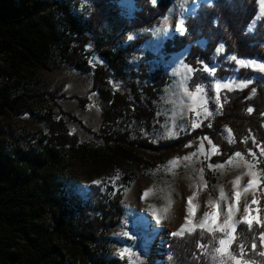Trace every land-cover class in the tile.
I'll return each mask as SVG.
<instances>
[{"label":"rangeland","instance_id":"1","mask_svg":"<svg viewBox=\"0 0 264 264\" xmlns=\"http://www.w3.org/2000/svg\"><path fill=\"white\" fill-rule=\"evenodd\" d=\"M120 1L122 17L124 21H129L134 15V0ZM159 2L156 0L154 5ZM215 2L172 0L159 25L147 31L149 40L127 56L122 71L110 66L99 52V49L115 48L113 44L116 42L108 41L104 45L90 42L89 64L106 69L107 85L94 87L93 73L58 62L50 69H39L25 84L20 91L25 99L16 112L0 114L1 136L6 142L42 147L46 144L45 136L54 138V127L58 124L67 127L69 135L78 141L76 147L68 144L59 146L60 160L53 172L79 190L87 191L101 181L120 183L128 171L131 174L135 171L137 178L124 191V215L119 226L109 232L113 244L112 255L124 264H168L171 241L177 237L170 234L185 224L189 197H193L194 224L201 220L204 212L216 214L210 216L206 224V228H212L214 232L200 228L195 231L209 233L211 239L213 235L220 238L225 236L220 229L229 205L233 207L234 222L240 221L246 203L250 205V218L259 215L264 220V155H261L264 146L253 142L247 153L238 151L242 159L236 156V152L226 161L218 162L214 158L219 155V149L212 138L208 134H195L206 128L214 130L213 123L223 112V98L256 82L264 83V72L231 60L233 54L227 52L224 44V50L217 51L212 62L201 63V67L191 64L189 47L174 55H167L164 51L166 41L185 33L188 17L197 15ZM74 3L73 7L78 12L89 8L86 2ZM258 17H261L260 2L258 13L248 28L251 34H255L264 22V18ZM181 20L184 30L178 27ZM134 38L133 34L125 33L117 42L128 44ZM206 45L205 41L198 43L201 48ZM237 59L264 64V60L259 58ZM1 65L3 61L0 57ZM205 67L209 70L204 71ZM188 68L193 71L189 72ZM241 69L256 75L244 78L238 73ZM224 70L233 74L219 77ZM197 74L199 78L194 85L192 80ZM218 83L220 89L216 88ZM225 84L231 87H223ZM241 84L247 86L237 87ZM105 92L124 96L129 110L104 128L103 111L108 108L104 100ZM217 95L219 103L215 102ZM205 109L211 115L206 114ZM194 124L198 126L193 127ZM188 136L186 151L182 154L169 156L166 150H163L164 154L158 150L163 149V143ZM219 136L229 145L236 143L234 133L228 126L219 131ZM250 152L256 155L252 156ZM113 153H116L117 162L111 165L104 159ZM129 153L136 156L137 161L127 157ZM119 158V163L125 161V164L117 165ZM249 163L254 165L251 171L258 174L259 183L245 193L243 189L252 179V176L245 175L249 172ZM238 176L240 183L235 185L233 182ZM221 189L224 199H221ZM236 192L240 193L238 202ZM254 197L258 202L256 204L252 203ZM209 200L218 207L209 205ZM237 208L239 211H236ZM154 212L161 217L160 223L156 222ZM240 224L234 225L236 238ZM260 228L264 232V227ZM188 235L185 232L184 236ZM210 241L204 244L209 251L212 248ZM235 242L231 244V249ZM216 247H219L218 243ZM259 251H264L261 245L256 248V252ZM121 252H125V255L121 256ZM206 257L208 264H213L211 257ZM251 258L258 262L264 260L254 253Z\"/></svg>","mask_w":264,"mask_h":264},{"label":"trees","instance_id":"2","mask_svg":"<svg viewBox=\"0 0 264 264\" xmlns=\"http://www.w3.org/2000/svg\"><path fill=\"white\" fill-rule=\"evenodd\" d=\"M74 1L86 2L89 8L78 12L73 7ZM120 2L0 0V57L3 61L0 66V114L16 112L25 99L20 92L25 84L39 69H50L58 62L93 73L94 87L107 85L106 69L89 64V43L116 42L115 48L107 47L99 52L110 66L122 71L127 56L149 40L147 31L159 25L172 0H160L158 5L152 0H134V15L129 21L122 17ZM259 2L216 0L213 6L188 17L185 33L166 41L164 51L174 55L189 47L190 62L198 67L201 61L211 63L221 44L228 53L239 58L264 60V22L255 34L248 30L258 13ZM125 33L133 34L134 40L128 44L117 42ZM202 41L207 43L205 48L198 46ZM119 44H123L122 47ZM238 73L244 78L256 75L244 69ZM232 74L224 70L219 77ZM198 78L199 74L192 84L195 85ZM104 100L108 103L103 111L105 128L129 110V104L119 93L105 92ZM223 104L221 116L213 123L214 130L206 128L195 133L208 134L212 138L219 149L214 161L224 162L238 151L247 153L253 138L255 143L264 146V83L256 82L223 98ZM248 108L253 111L249 113ZM224 126L233 131L234 145L219 136ZM53 130L54 138L45 136L46 144L39 147L6 142L0 128V264H124L112 255L109 232L121 222L125 211L124 191L137 174L128 171L120 183L101 181L87 191L68 185L53 169L60 160L59 146L74 147L78 140L69 135L64 125L58 124ZM188 139L189 136L163 143V149L158 150L162 154L166 150L169 156L182 154ZM127 157L137 161L130 153ZM116 158L113 153L104 160L113 165ZM120 161L121 158L118 163ZM122 164L125 161L117 165ZM260 232L262 229L255 223L251 230L241 223L232 250H237L241 240L248 237L245 255L252 257L251 242L255 240L259 247ZM210 240L211 235L201 231L173 238L168 264H208L199 245Z\"/></svg>","mask_w":264,"mask_h":264},{"label":"snow or ice","instance_id":"3","mask_svg":"<svg viewBox=\"0 0 264 264\" xmlns=\"http://www.w3.org/2000/svg\"><path fill=\"white\" fill-rule=\"evenodd\" d=\"M152 3L155 4L156 0H152ZM260 10H261V17H258V19L264 18V0H260ZM178 27L180 30H184L183 29V20H181L179 22ZM165 35H167V33H165ZM131 38L132 37H129V39H131ZM223 50H224V46H223V44H221L220 47L217 49V51L222 52ZM230 59L233 61H236V63L240 64L241 66H244V67L251 66L254 68H258L261 72H264V64H257L254 61H245L243 59L238 60L235 55L231 56ZM200 63H203V62L201 61ZM187 70L189 72L193 71V69H191V68H188ZM203 70L208 71L209 69L207 67H205ZM250 82L251 81H249V83ZM246 86H247L246 84L237 85V87H246ZM220 87H221V85L218 83L216 85V88L220 89ZM223 87L230 88L231 86L229 84H225V85H223ZM197 91H202V89H197ZM252 92L254 94L255 90L253 89ZM215 102L219 103V95L216 96ZM247 111L249 113H251L253 111V109L248 108ZM205 113L208 115H211V113H209L207 109H205ZM196 126H198V125H195V124L193 125V127H196ZM253 142L255 143L254 138H253ZM201 150H203V149L201 148ZM213 151H215V149H213ZM249 154L252 156L256 155L254 152H250ZM261 155H264V148L261 149ZM236 156L241 157V153L237 152ZM186 159H190V158L186 157ZM241 159H242V157H241ZM229 162L231 163V161H229ZM217 167H222V165H217ZM247 167L249 168V172L245 173V175L252 176V179H250L248 181L247 186L243 189V191L245 193H247L250 189H252L254 187V185L259 183L258 174L256 172L251 171V169L254 167V165L249 163L247 165ZM240 179L241 178L238 176L233 183L235 185H239ZM145 195H147V193H145ZM235 195H236L237 202H238L239 197H240V193L236 192ZM224 198H225V195L223 193V189H221V199H224ZM192 199H193V197L188 198V216L185 217V221H186L185 224L181 225L180 229H178L176 232L171 233L170 235L177 236V237H183L185 232H187L188 234H192L196 231L197 228L206 229L210 233L214 232V230L212 228H206V224H207V221L209 220L210 216H214L216 214H210L209 212H204L203 217L201 218V220L198 223L194 224L192 222V218L194 216ZM208 203H209V205H211L214 208L218 207V205L216 203H214L212 200H209ZM252 203L253 204L258 203L257 200L255 199V197L253 198ZM236 211H239V209L237 208ZM256 211L258 213L259 209H257ZM153 214H154V217L156 218V222L160 223L161 217L156 216L155 212ZM233 216H234L233 207L231 205H229L227 213L225 215L223 226L220 229L221 231L225 232V236L223 238L216 237L215 235L212 236V239L210 241V243L212 244L211 251H209L208 247L204 244H200L199 247L204 249L205 255H209L211 257L213 264H264V260H261L260 262H258L257 260L252 259L251 257L246 258L245 249H246V242L248 240V237H244L241 240V242L237 246V250L231 249V244L234 243L237 239L236 235H235V226H234L235 223L247 224L248 230H251L253 227V223H255L256 225H259L260 227H264V220L260 219L259 215H257L256 217L250 218V205H248L247 203L244 206L243 215H242L240 221L234 222ZM189 225H191V227H189ZM242 231H244V230H242ZM257 238L260 242L261 247L264 248V232H260L258 234ZM217 243L219 244V247H216ZM256 248H257V243L255 240H252V242H251L252 252L255 255H258L259 257L264 258V251L256 252ZM120 255L124 256L125 252H121Z\"/></svg>","mask_w":264,"mask_h":264}]
</instances>
